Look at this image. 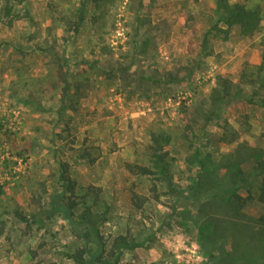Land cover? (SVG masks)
Returning a JSON list of instances; mask_svg holds the SVG:
<instances>
[{
  "label": "rangeland",
  "instance_id": "1",
  "mask_svg": "<svg viewBox=\"0 0 264 264\" xmlns=\"http://www.w3.org/2000/svg\"><path fill=\"white\" fill-rule=\"evenodd\" d=\"M245 5L260 16L249 38L220 21L216 0H0V264H76L78 250L97 252L53 201L99 216L106 264L261 258L264 205L244 203L235 252L222 209L217 235L198 214L203 201L219 208L220 190L246 197L264 173V71L254 84L242 77L261 63L264 0ZM219 78L242 95L209 122ZM160 133L169 137L172 191L126 167H149L150 136ZM237 170L248 189L234 184ZM118 237L129 245L111 256Z\"/></svg>",
  "mask_w": 264,
  "mask_h": 264
},
{
  "label": "trees",
  "instance_id": "2",
  "mask_svg": "<svg viewBox=\"0 0 264 264\" xmlns=\"http://www.w3.org/2000/svg\"><path fill=\"white\" fill-rule=\"evenodd\" d=\"M216 8L217 12L220 13V21L225 24L227 28L231 26L239 27V34L242 37H251L258 30L260 16L257 9H249L245 5V0L236 1L234 3H229L227 0H216ZM5 15L7 17L11 13V7L6 5L5 7ZM82 21V17H79V23ZM264 71V50L262 52L261 63L257 67L256 72L250 73L249 76L243 74L244 82L250 81L249 77H253V80L250 83L256 82V79L261 77L262 72ZM171 77V76H170ZM170 83H176L179 81L176 78H168L167 80ZM168 83V84H170ZM236 92L232 91V84L226 78H219L216 84V87L212 91L209 109L205 113V117L208 121H216L222 113L223 107L229 103L233 98L240 97L242 94V88L237 87ZM3 124L0 123V129H2ZM169 137L164 133L155 134L150 136V144L147 146L148 149V159H149V167L141 166V165H127V171L133 175H143V176H151L155 182L164 183L167 190L173 189V180L172 176L169 173V163L167 162L168 145ZM262 163H258V166H262ZM236 180V181H235ZM234 184H241L242 187L246 189L249 188L251 182H247L245 175L242 171L237 170L235 174ZM62 181L65 184L66 190H69L71 193L76 190V183L73 181L69 175L67 174V168L62 169ZM251 188H255V190H251ZM153 193L157 192L156 185H153L151 188ZM2 188L0 187V195L2 194ZM246 197H241L237 190H220L214 197L218 203L220 204L219 208L211 207L210 203L207 201L200 202L198 207V214L202 219L203 223L212 226V233L217 235V231L221 233L224 232L220 227L222 224L219 221V217L216 216V211L222 209L221 216L224 220L229 222V231L231 233L233 239V248L235 252L236 247V236L240 234V228L243 226L241 223L242 220H246L245 214L243 211V205L247 201H257L258 203L264 205V173L262 172L261 178L250 187V189L246 190ZM211 198V199H212ZM133 203L137 209L142 208L141 198L137 196V194L132 195ZM155 201H158L157 195L154 196ZM210 199V200H211ZM212 199V200H213ZM210 207L208 208V205ZM74 207V203L72 205L65 206V204L55 203L53 201L51 205L52 211L63 212L69 210L70 212L66 214V218L70 223V227L76 236L82 239L86 244L94 245L97 247V252L95 254H89L87 250H78L73 256V260L76 264H106L109 263V258H105L103 254L105 253L104 244L101 242V237L98 234L97 229V221L99 220V216L89 207H83V210L74 216L72 213V209ZM222 207V208H221ZM208 208L207 212L204 214L203 209ZM212 209H215V214L212 212ZM211 211V213H210ZM259 221L264 223V218H261ZM208 230V229H206ZM204 231V229H203ZM261 232L264 231V227H260ZM237 232V235H236ZM255 233H252V235ZM261 234V233H260ZM264 234V233H263ZM251 236V235H250ZM256 236V235H253ZM253 236H251L253 238ZM129 244L125 241V238L118 237L114 240L111 249L108 253L111 256H114L116 252L121 253V249L123 247H127ZM256 246L254 245L253 248ZM115 252V253H114ZM264 250L261 258L253 256V261L251 262L248 259H243V264H255L258 260L262 261L264 258ZM259 264V262H258ZM264 264V263H261Z\"/></svg>",
  "mask_w": 264,
  "mask_h": 264
}]
</instances>
